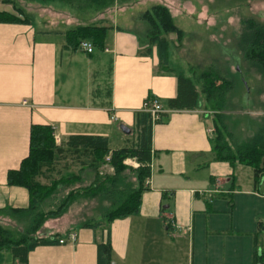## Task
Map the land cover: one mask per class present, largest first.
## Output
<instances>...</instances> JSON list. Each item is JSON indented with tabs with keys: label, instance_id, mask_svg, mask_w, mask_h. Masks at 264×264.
Listing matches in <instances>:
<instances>
[{
	"label": "crops",
	"instance_id": "0c3cea01",
	"mask_svg": "<svg viewBox=\"0 0 264 264\" xmlns=\"http://www.w3.org/2000/svg\"><path fill=\"white\" fill-rule=\"evenodd\" d=\"M32 1L55 21L22 12L16 18L27 15L28 22L0 23V221L27 214L28 192L8 185L7 173L28 156L31 126L51 127L64 156L72 154L66 146L71 136L105 137L110 150L135 146L137 115L146 113L150 98L159 101L162 115L151 122L150 176L138 211L109 224L103 217L90 224L96 228H55L45 220L35 236L56 243L34 248L27 264H97V245L107 242L108 264H253L255 245L264 248L258 226L264 221V175L254 187L250 168L215 159L213 121L200 106L168 108L177 81L158 69L154 47L145 54L142 23L130 18L123 25L117 14L105 13L90 19V6L74 8L64 0ZM1 7L10 13L14 6ZM89 25L107 30L103 47L86 54L69 46L66 33ZM115 123L132 140L113 149ZM247 169L251 179L243 178ZM70 234L76 235L73 243ZM8 254L0 264H17Z\"/></svg>",
	"mask_w": 264,
	"mask_h": 264
},
{
	"label": "rangeland",
	"instance_id": "374dc122",
	"mask_svg": "<svg viewBox=\"0 0 264 264\" xmlns=\"http://www.w3.org/2000/svg\"><path fill=\"white\" fill-rule=\"evenodd\" d=\"M72 1L74 8L87 5L86 0ZM6 3L14 6L10 13L15 17L22 12L42 14L45 23L57 18L48 10L35 9L32 0H0V10ZM157 6L167 10L173 25L181 32L180 36L166 35L169 61L174 69L191 77L197 85L203 73L218 76L230 84L225 92L215 94L208 102L201 100V113L211 118L214 130L220 129L229 145L246 143L257 134L264 119V77L244 59L245 28L248 22L264 25V0H101L90 6V19L100 13H105L106 18L117 14L121 23L127 25L133 18L144 26L142 35H148L151 25L145 13ZM117 126L113 125L111 134L113 149L122 145L124 139L132 140L120 133ZM106 159L100 162L97 172L87 168L91 171L84 173L85 182L80 165L73 162L71 155H66L61 164L55 161L51 166L54 171L47 174L49 178H38L43 186L35 195L38 208L13 220L0 221V226L18 240L28 236L33 214L45 215L55 228L84 227L112 215L139 190V165L128 159L123 163L125 168L116 172ZM244 177L251 179L250 169L245 170ZM0 255L3 262L8 257L3 255L9 254Z\"/></svg>",
	"mask_w": 264,
	"mask_h": 264
},
{
	"label": "trees",
	"instance_id": "16d2710c",
	"mask_svg": "<svg viewBox=\"0 0 264 264\" xmlns=\"http://www.w3.org/2000/svg\"><path fill=\"white\" fill-rule=\"evenodd\" d=\"M42 2L50 0H39ZM69 4H75L72 0H64ZM101 0H86L88 6L96 5ZM88 2V3H87ZM147 23L151 26L147 31V49L145 54L149 55L150 47H154L157 53L158 69L175 75L177 81V96L168 100V108L177 111L194 110L201 107V100L208 102L215 94L225 92L230 84L225 83L218 76L210 73H203L199 80L200 85L193 79L179 70L170 68L169 61V42L167 34L176 33L180 36V30L173 25L167 10L164 7H154L145 13ZM28 22L16 18L11 13L0 12V23ZM247 39L244 46V59L258 70L264 77V25L255 22H248L246 25ZM106 28L96 25L78 27L67 34L69 46L78 49L81 41H89L94 47H103ZM220 109V108H219ZM220 111V110H217ZM151 119L147 113L137 115V142L135 146L110 150L108 140L105 137L93 136H71L68 138L66 146L71 151L73 161L82 166H88L98 170L100 162L108 157L109 166L116 172L125 168L123 163L134 160L139 168L137 169L139 180V190L136 195L127 199L126 204L119 207L112 215L105 217L104 224H109L115 219L124 218L135 214L140 205V197L144 188V181L150 176V163L152 158L151 151ZM215 138L212 139V151L215 159L219 162H227L231 165L238 164L252 170L253 184L257 187L264 175V119L255 136L241 145H229L220 129L213 130ZM226 134V133H225ZM227 138L230 136L227 134ZM64 150L55 145L53 130L46 125H33L29 134L28 156L20 163L18 170L8 171L7 184L19 186L27 190L29 195V205L22 212L32 213L38 208L36 194L43 186L38 178L47 179V174L55 161L65 160ZM47 172V173H46ZM128 203V204H127ZM54 214V213H53ZM38 215V214H37ZM33 214L29 226L28 236L23 239H13L11 232L0 226V252H9L17 261V264H27V255L37 246L51 245L56 242L34 238L35 233L40 229L46 216ZM52 214H50L51 216ZM96 225H86L84 227ZM259 230L264 232V221L259 222ZM256 244V242H255ZM110 246L107 243L97 245V264H108ZM253 264H264V248L255 245Z\"/></svg>",
	"mask_w": 264,
	"mask_h": 264
},
{
	"label": "built area",
	"instance_id": "2783aa9c",
	"mask_svg": "<svg viewBox=\"0 0 264 264\" xmlns=\"http://www.w3.org/2000/svg\"><path fill=\"white\" fill-rule=\"evenodd\" d=\"M78 50L81 52H84L86 54H91L94 50V46L91 42L89 41H81L79 43L78 46ZM143 111H145L146 113H148L150 115V119L152 123H157L160 121V117L162 115V108L160 106V103L157 99L155 98H150L146 101ZM108 157L106 159V161L108 162ZM148 184V182L146 183V185ZM68 241L73 243L76 240V235L75 234H70L68 236ZM59 244L64 243L63 240H59L58 241Z\"/></svg>",
	"mask_w": 264,
	"mask_h": 264
},
{
	"label": "water",
	"instance_id": "95a60500",
	"mask_svg": "<svg viewBox=\"0 0 264 264\" xmlns=\"http://www.w3.org/2000/svg\"><path fill=\"white\" fill-rule=\"evenodd\" d=\"M121 130H122L123 133H126V134L129 133V131L127 129H125L124 127H122Z\"/></svg>",
	"mask_w": 264,
	"mask_h": 264
}]
</instances>
